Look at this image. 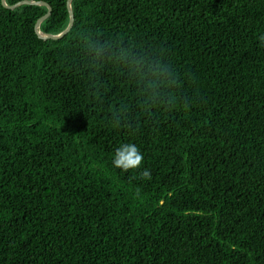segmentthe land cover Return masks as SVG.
Wrapping results in <instances>:
<instances>
[{"label": "trees", "instance_id": "trees-1", "mask_svg": "<svg viewBox=\"0 0 264 264\" xmlns=\"http://www.w3.org/2000/svg\"><path fill=\"white\" fill-rule=\"evenodd\" d=\"M72 9L0 0V264H264V0Z\"/></svg>", "mask_w": 264, "mask_h": 264}, {"label": "clouds", "instance_id": "clouds-1", "mask_svg": "<svg viewBox=\"0 0 264 264\" xmlns=\"http://www.w3.org/2000/svg\"><path fill=\"white\" fill-rule=\"evenodd\" d=\"M126 53H122L121 57L126 58ZM144 164V155L140 147L132 142L119 144L112 156V166L123 173H129L132 170L141 169ZM142 179L150 181L152 179L151 172L144 169Z\"/></svg>", "mask_w": 264, "mask_h": 264}, {"label": "water", "instance_id": "water-1", "mask_svg": "<svg viewBox=\"0 0 264 264\" xmlns=\"http://www.w3.org/2000/svg\"><path fill=\"white\" fill-rule=\"evenodd\" d=\"M2 4L5 8L7 9H11V10H14L20 6H24V5H37V6H45L48 8V13L42 17L37 25H36V32L39 36V38L43 39V40H61L63 39L65 36H67L71 30L73 29L74 27V24H75V16H74V12H73V9H72V0H68V10H69V14H70V24L68 26V28L62 32L61 34L59 35H51V34H46V33H43L40 28H41V25L44 21H46L50 15L52 14V7L46 3V2H39V1H22L16 5H13V6H10L7 4V0H2Z\"/></svg>", "mask_w": 264, "mask_h": 264}]
</instances>
